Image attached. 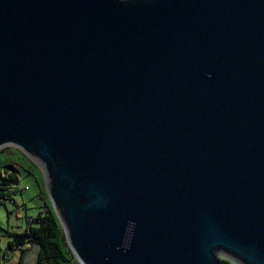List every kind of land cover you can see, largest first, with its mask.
Returning <instances> with one entry per match:
<instances>
[{
  "label": "water",
  "instance_id": "1",
  "mask_svg": "<svg viewBox=\"0 0 264 264\" xmlns=\"http://www.w3.org/2000/svg\"><path fill=\"white\" fill-rule=\"evenodd\" d=\"M5 147L78 264H264V0H0Z\"/></svg>",
  "mask_w": 264,
  "mask_h": 264
},
{
  "label": "rangeland",
  "instance_id": "2",
  "mask_svg": "<svg viewBox=\"0 0 264 264\" xmlns=\"http://www.w3.org/2000/svg\"><path fill=\"white\" fill-rule=\"evenodd\" d=\"M10 156L24 160L21 161L25 166L28 163L33 168L28 174L29 168L26 171L21 165L16 166L18 180L8 187L12 201H0V264H17L21 250L25 251L22 264H34L38 251L36 245L29 244L9 250L7 244L13 241L14 235L24 232L30 219L45 213L49 199L44 196L41 188L44 182L37 167L13 147L0 149V161Z\"/></svg>",
  "mask_w": 264,
  "mask_h": 264
},
{
  "label": "trees",
  "instance_id": "3",
  "mask_svg": "<svg viewBox=\"0 0 264 264\" xmlns=\"http://www.w3.org/2000/svg\"><path fill=\"white\" fill-rule=\"evenodd\" d=\"M15 156L7 157L0 161V201H12L8 192V187L16 183L17 170L16 166L21 165L28 174L33 168L27 162V166L22 160ZM41 173V172H40ZM42 175V174H41ZM43 178V177H42ZM44 196L47 197L45 185L41 186ZM48 198V197H47ZM29 244L38 247L37 256L34 264H78L72 256L67 245L64 232L56 218L50 201L44 214H38L35 218L30 219L29 225L23 233L14 235V239L8 242L7 248L13 250L15 247L26 246ZM25 251H20L17 264H22V258ZM219 264H231L226 260H219Z\"/></svg>",
  "mask_w": 264,
  "mask_h": 264
}]
</instances>
